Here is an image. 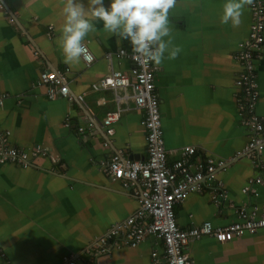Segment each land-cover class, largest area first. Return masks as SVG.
I'll list each match as a JSON object with an SVG mask.
<instances>
[{"label":"crops","instance_id":"obj_1","mask_svg":"<svg viewBox=\"0 0 264 264\" xmlns=\"http://www.w3.org/2000/svg\"><path fill=\"white\" fill-rule=\"evenodd\" d=\"M225 3L177 0L169 12V27L172 46L182 51L175 60L166 52L157 65L165 144L195 146L194 170L210 158H228L252 134L239 102L242 93L235 80L242 66L234 52L250 36L253 12L247 5L243 23L234 28L221 23ZM64 4L0 0V93L9 95L0 106V148L25 149L31 161L23 167L3 160L0 153V246L6 252L2 260L165 264L163 240L156 236L141 244L123 236L106 237L116 223L140 208L141 183L127 186L114 178L111 154L145 159L147 141L132 88L119 89L118 101L115 90L93 83L111 69L130 65L129 59L117 56L120 48H131L130 41L117 43L102 21H94L96 31L83 43L95 60L88 64L81 57L78 63L66 64L59 42ZM110 4L105 0L106 7ZM108 53H113L111 59ZM255 68L260 91L255 111L264 117V47ZM59 69L68 71L71 91L69 97L52 99L38 82L43 70ZM118 112L121 129L116 126L112 129L118 133L109 135L99 121ZM108 141L111 152L105 148ZM257 156L260 166L243 157L228 163L215 178H206L203 192L190 193L176 206L178 225L201 226L207 220L229 225L240 220L242 208L246 216L254 210L264 216V148ZM218 190L223 194L216 195ZM188 249L192 264H264V227L235 237L227 246L204 235L192 239Z\"/></svg>","mask_w":264,"mask_h":264},{"label":"built area","instance_id":"obj_2","mask_svg":"<svg viewBox=\"0 0 264 264\" xmlns=\"http://www.w3.org/2000/svg\"><path fill=\"white\" fill-rule=\"evenodd\" d=\"M251 9L253 13L250 36L241 43L234 56L242 66L235 83L241 89L239 102L243 112L248 116L247 124L251 127L252 134L245 145L228 158H210L194 170L192 159L197 152L195 146H166L160 99L155 85L158 66L152 61L139 63L134 60L132 48H120L117 52L118 57L129 59L128 67L111 69L101 75L99 81L93 83L96 87L115 90V98L118 101L122 99L119 89L132 88L136 110L141 114L140 121L145 128L147 141L145 159H123L119 154H111L109 165L114 178L123 180L127 186L136 181L141 183L140 208L135 214L116 223L106 237L123 236L134 244H141L150 236H156L163 240L165 264H192L188 249L192 239L210 235L219 245L227 246L235 237L247 232L255 233L264 227V216L258 217L257 210L246 216L243 208L239 210L240 220L224 226L207 220L201 226L182 228L178 225L176 216V206L190 193L203 192L206 178H215L220 169L228 163L245 157L255 166L261 165L257 154L264 148V117L255 111L260 95L255 61L262 56L264 47V0H254ZM84 46L91 59L82 58L90 64L95 60V55L88 45ZM112 56L113 53L107 54L110 59ZM67 72L66 69L42 71L38 83L44 87L48 97L52 99L69 97L71 88ZM8 96L7 92L0 93V106L5 103ZM124 96L127 98V95ZM99 102L105 103V98L100 97ZM99 123L108 129L106 132L109 135H115L118 131L112 128L117 126L121 129V115L119 112L110 113L100 119ZM0 134L3 135L1 129ZM105 148L109 152L113 150L110 141L105 143ZM0 153L5 161H14L23 167L31 164L29 152L25 149L4 146L0 148ZM176 156L179 158L176 159ZM222 194L223 192L216 191V195ZM5 257L6 252L0 246V264H7L2 260Z\"/></svg>","mask_w":264,"mask_h":264},{"label":"clouds","instance_id":"obj_3","mask_svg":"<svg viewBox=\"0 0 264 264\" xmlns=\"http://www.w3.org/2000/svg\"><path fill=\"white\" fill-rule=\"evenodd\" d=\"M254 0H226L223 5L222 24L237 28L242 23L244 9ZM177 0H65L62 9L64 23L59 38L66 64L90 60L84 39L96 31L94 21H102L104 31L121 40L130 41L133 59L139 63L155 62L159 65L168 53L175 60L182 49L172 46L169 12ZM169 39L165 40L164 38Z\"/></svg>","mask_w":264,"mask_h":264},{"label":"water","instance_id":"obj_4","mask_svg":"<svg viewBox=\"0 0 264 264\" xmlns=\"http://www.w3.org/2000/svg\"><path fill=\"white\" fill-rule=\"evenodd\" d=\"M133 158H134L133 156L130 157V159H133Z\"/></svg>","mask_w":264,"mask_h":264},{"label":"rangeland","instance_id":"obj_5","mask_svg":"<svg viewBox=\"0 0 264 264\" xmlns=\"http://www.w3.org/2000/svg\"><path fill=\"white\" fill-rule=\"evenodd\" d=\"M12 21V20H11Z\"/></svg>","mask_w":264,"mask_h":264}]
</instances>
